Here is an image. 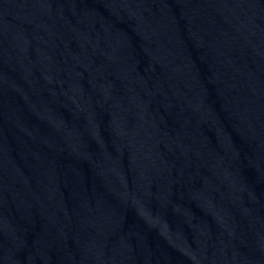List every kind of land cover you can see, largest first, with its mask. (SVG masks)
I'll return each instance as SVG.
<instances>
[{
    "label": "water",
    "instance_id": "1",
    "mask_svg": "<svg viewBox=\"0 0 264 264\" xmlns=\"http://www.w3.org/2000/svg\"><path fill=\"white\" fill-rule=\"evenodd\" d=\"M0 264H264V0H0Z\"/></svg>",
    "mask_w": 264,
    "mask_h": 264
}]
</instances>
